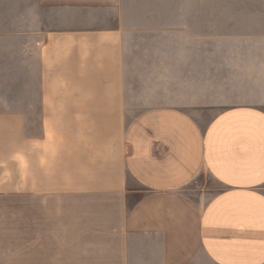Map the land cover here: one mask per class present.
<instances>
[{"label": "crops", "instance_id": "0c3cea01", "mask_svg": "<svg viewBox=\"0 0 264 264\" xmlns=\"http://www.w3.org/2000/svg\"><path fill=\"white\" fill-rule=\"evenodd\" d=\"M167 12L0 0V264H264V107Z\"/></svg>", "mask_w": 264, "mask_h": 264}, {"label": "rangeland", "instance_id": "374dc122", "mask_svg": "<svg viewBox=\"0 0 264 264\" xmlns=\"http://www.w3.org/2000/svg\"><path fill=\"white\" fill-rule=\"evenodd\" d=\"M167 11L214 17L216 81L224 85L216 87L224 90L216 98L222 108L264 107V0H167Z\"/></svg>", "mask_w": 264, "mask_h": 264}]
</instances>
